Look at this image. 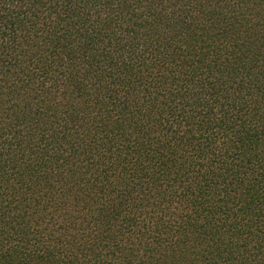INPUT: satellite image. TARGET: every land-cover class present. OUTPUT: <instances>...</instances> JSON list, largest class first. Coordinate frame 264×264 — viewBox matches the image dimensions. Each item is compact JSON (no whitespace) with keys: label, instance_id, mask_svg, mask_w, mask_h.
Segmentation results:
<instances>
[{"label":"trees","instance_id":"1","mask_svg":"<svg viewBox=\"0 0 264 264\" xmlns=\"http://www.w3.org/2000/svg\"><path fill=\"white\" fill-rule=\"evenodd\" d=\"M0 264H264V0H0Z\"/></svg>","mask_w":264,"mask_h":264}]
</instances>
